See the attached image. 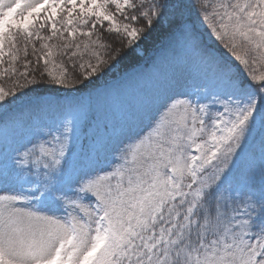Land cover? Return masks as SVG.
<instances>
[{
	"label": "snow or ice",
	"instance_id": "obj_1",
	"mask_svg": "<svg viewBox=\"0 0 264 264\" xmlns=\"http://www.w3.org/2000/svg\"><path fill=\"white\" fill-rule=\"evenodd\" d=\"M149 48L111 126L47 118ZM0 264H264V0H0Z\"/></svg>",
	"mask_w": 264,
	"mask_h": 264
},
{
	"label": "rangeland",
	"instance_id": "obj_2",
	"mask_svg": "<svg viewBox=\"0 0 264 264\" xmlns=\"http://www.w3.org/2000/svg\"><path fill=\"white\" fill-rule=\"evenodd\" d=\"M201 32H204V30L201 29ZM202 39L206 45L213 46L214 48L219 47L218 42H215L214 39L208 36L206 33L202 36ZM220 51L223 52V49L221 48ZM154 55V57H156L158 54L155 53ZM225 55L227 54L225 53ZM152 61L153 58L146 65H150ZM146 65L143 64L142 66L136 68L134 71H131L126 75H130L140 68H144ZM164 67L168 69L172 68V70L166 73L163 78H165V76L167 75H170L172 71L177 69L168 61L166 62ZM158 72L159 71H152L148 73L144 71L139 76V78H134L131 80L133 82V85H129L127 76L123 75L120 79H115L116 81L108 80L103 84V86H101L102 88H97V90H95L92 95L79 96V98H81V102L84 105L90 107L92 113L96 116V124H98L100 129L102 130L105 124L111 126L125 110H127L139 98L143 97L145 92H149L156 88L154 86V82L158 81L160 78ZM101 91L102 93L98 94ZM188 91L192 93L190 98L196 100V89L191 81L189 82ZM69 102L73 103L70 98H68V100L61 101V107H54L47 114V118L51 119L53 117H57L62 110V106Z\"/></svg>",
	"mask_w": 264,
	"mask_h": 264
},
{
	"label": "trees",
	"instance_id": "obj_3",
	"mask_svg": "<svg viewBox=\"0 0 264 264\" xmlns=\"http://www.w3.org/2000/svg\"><path fill=\"white\" fill-rule=\"evenodd\" d=\"M155 53L156 52H154V50L152 48H149L147 51H145L143 53L140 61H139V66L142 65L144 62L149 61L154 56ZM29 58H31V56ZM136 64H137V61H135V60L126 61L125 67H122L121 69L117 70L115 73H110V74L104 76L103 79H98L95 87L92 90L84 89V92L81 93L80 96L92 95L97 88L101 87L108 80L116 79V78L120 77L123 73L137 68V66H135ZM5 86H8L6 82H5ZM42 87H44L46 89H50L49 91H45L43 93L44 95H56L57 92L74 91V89L73 90L63 89V88H59L58 86H54V85H43ZM70 98L73 100L74 103H76L77 100L81 101V98H79V96L70 97Z\"/></svg>",
	"mask_w": 264,
	"mask_h": 264
},
{
	"label": "bare ground",
	"instance_id": "obj_4",
	"mask_svg": "<svg viewBox=\"0 0 264 264\" xmlns=\"http://www.w3.org/2000/svg\"><path fill=\"white\" fill-rule=\"evenodd\" d=\"M166 60L163 58V57H160V59L157 61V65L155 66V67H142V68H140L139 70H137L136 72H133V73H131L130 75H126L127 76V78H128V82H129V85H133V82L131 81L132 79H134V78H139V76L144 72V71H146V72H148V73H150V72H152V71H159L158 73H159V75H160V78H159V80L158 81H155L154 82V86L157 88V87H159L162 83H163V80H164V78H163V76L164 75H166V73H168L169 71H171L172 70V68H170V69H168V68H166V67H164L165 66V64H166ZM152 64V63H151ZM150 64V65H151ZM163 64H164V66H163ZM176 71H178V69H175L174 71H172L171 72V74L172 73H174V72H176ZM102 93V91L100 92V93H98V94H101ZM147 92H145L144 93V95L146 94ZM143 95V94H142Z\"/></svg>",
	"mask_w": 264,
	"mask_h": 264
}]
</instances>
